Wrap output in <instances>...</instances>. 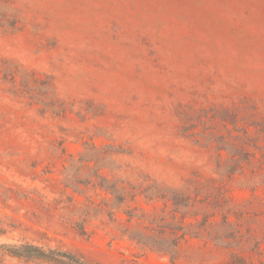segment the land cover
Segmentation results:
<instances>
[{
    "label": "rangeland",
    "instance_id": "374dc122",
    "mask_svg": "<svg viewBox=\"0 0 264 264\" xmlns=\"http://www.w3.org/2000/svg\"><path fill=\"white\" fill-rule=\"evenodd\" d=\"M0 264H264V0H0Z\"/></svg>",
    "mask_w": 264,
    "mask_h": 264
}]
</instances>
